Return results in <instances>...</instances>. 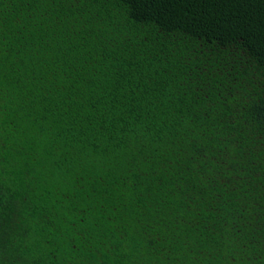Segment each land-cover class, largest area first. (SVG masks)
Here are the masks:
<instances>
[{"label":"trees","instance_id":"trees-1","mask_svg":"<svg viewBox=\"0 0 264 264\" xmlns=\"http://www.w3.org/2000/svg\"><path fill=\"white\" fill-rule=\"evenodd\" d=\"M0 264H264V0H0Z\"/></svg>","mask_w":264,"mask_h":264}]
</instances>
